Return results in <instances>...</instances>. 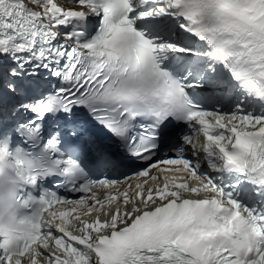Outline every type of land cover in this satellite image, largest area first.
<instances>
[{
    "label": "snow or ice",
    "instance_id": "obj_1",
    "mask_svg": "<svg viewBox=\"0 0 264 264\" xmlns=\"http://www.w3.org/2000/svg\"><path fill=\"white\" fill-rule=\"evenodd\" d=\"M0 94V264H264V0H0Z\"/></svg>",
    "mask_w": 264,
    "mask_h": 264
},
{
    "label": "clouds",
    "instance_id": "obj_2",
    "mask_svg": "<svg viewBox=\"0 0 264 264\" xmlns=\"http://www.w3.org/2000/svg\"><path fill=\"white\" fill-rule=\"evenodd\" d=\"M20 184H17V189L19 188ZM24 209L22 207H18L15 201V197L11 195L9 191V186L5 185L2 192H0V212L7 214L9 212H23Z\"/></svg>",
    "mask_w": 264,
    "mask_h": 264
},
{
    "label": "bare ground",
    "instance_id": "obj_3",
    "mask_svg": "<svg viewBox=\"0 0 264 264\" xmlns=\"http://www.w3.org/2000/svg\"><path fill=\"white\" fill-rule=\"evenodd\" d=\"M60 2L62 3V4H64L65 3V1H62V0H60ZM79 8H78V6H73V8H72V10H78ZM71 26V25H70ZM69 27V26H68ZM67 27V28H68ZM67 28H62L61 30H64V31H66L67 30Z\"/></svg>",
    "mask_w": 264,
    "mask_h": 264
}]
</instances>
